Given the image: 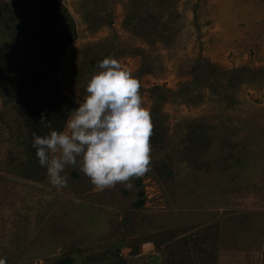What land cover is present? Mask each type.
Wrapping results in <instances>:
<instances>
[{
	"label": "rangeland",
	"instance_id": "1",
	"mask_svg": "<svg viewBox=\"0 0 264 264\" xmlns=\"http://www.w3.org/2000/svg\"><path fill=\"white\" fill-rule=\"evenodd\" d=\"M62 3L77 33L58 86L76 102L103 58L129 68L154 124L151 170L131 189L101 191L69 166V186H52L0 79V259L264 264V0ZM11 18L0 20V43L21 42Z\"/></svg>",
	"mask_w": 264,
	"mask_h": 264
},
{
	"label": "clouds",
	"instance_id": "2",
	"mask_svg": "<svg viewBox=\"0 0 264 264\" xmlns=\"http://www.w3.org/2000/svg\"><path fill=\"white\" fill-rule=\"evenodd\" d=\"M84 94L77 90V108L70 112L63 130L52 128L46 110L40 124L49 131L33 132L32 147L52 186H69V166L79 167L98 190L123 184L149 172L150 137L154 124L144 106L141 82L117 58L108 56L97 63ZM0 264H6L0 259Z\"/></svg>",
	"mask_w": 264,
	"mask_h": 264
},
{
	"label": "trees",
	"instance_id": "3",
	"mask_svg": "<svg viewBox=\"0 0 264 264\" xmlns=\"http://www.w3.org/2000/svg\"><path fill=\"white\" fill-rule=\"evenodd\" d=\"M14 2L15 10L0 1V20L12 17L14 27L10 21L3 32L7 33L12 28L11 35L14 37L17 27L22 37L21 42L1 41L0 79L8 88L9 97L17 100V114L29 134V153L35 154L33 132L43 136L49 131L40 124L41 114L46 110L52 128L63 130L70 112L79 106L64 94L56 81L58 61L66 46L76 39L77 31L62 0ZM136 183L139 185L140 181ZM143 194V190L138 192L140 196ZM143 203L140 198L134 206L141 207ZM68 262H71L70 258L61 260L60 264Z\"/></svg>",
	"mask_w": 264,
	"mask_h": 264
},
{
	"label": "crops",
	"instance_id": "4",
	"mask_svg": "<svg viewBox=\"0 0 264 264\" xmlns=\"http://www.w3.org/2000/svg\"><path fill=\"white\" fill-rule=\"evenodd\" d=\"M168 212H171V211H168ZM204 213H205V211H204ZM204 213H201V214L204 216ZM166 214H167V218H169V213H166ZM193 217L188 218V220L184 219L183 222H181V221L180 222H177V220H174V219L173 220H170L171 222L173 221L172 224L168 223L169 222V219L166 220V222H161V223L159 221H157V222H155V225L158 226V227H162V228H170L171 226L172 227H178V225H181L182 226V225L191 224L192 221H193V223L194 222H198L197 218L195 220H193L194 219ZM185 238L187 239V237H185ZM192 239L193 238H188L187 240H192ZM190 244H192V243H190ZM186 245L188 246L189 243L186 244ZM161 255L164 256V253L162 252Z\"/></svg>",
	"mask_w": 264,
	"mask_h": 264
}]
</instances>
